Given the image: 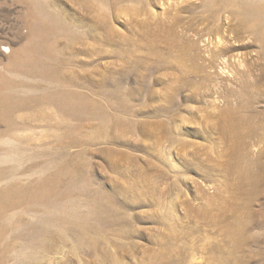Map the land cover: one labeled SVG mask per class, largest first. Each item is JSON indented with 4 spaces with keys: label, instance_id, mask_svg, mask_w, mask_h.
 I'll use <instances>...</instances> for the list:
<instances>
[{
    "label": "rangeland",
    "instance_id": "1",
    "mask_svg": "<svg viewBox=\"0 0 264 264\" xmlns=\"http://www.w3.org/2000/svg\"><path fill=\"white\" fill-rule=\"evenodd\" d=\"M32 1L58 14L69 25L68 37L49 40L56 53L34 55L29 45L38 38L30 27L43 14L23 0H0V82L15 83L0 94L54 92L55 81L10 66L26 56L36 70L63 61L60 72L70 78L63 86L84 92L93 110L71 121L84 140L68 150L76 171L67 206L79 213L101 209L109 220L103 230H88L98 236L95 249L75 254L66 245L57 252L52 238L42 264H264V196L253 200L243 232L230 225L239 221L226 206L242 196L237 187L248 165L235 157L227 132L230 109L239 102L231 90L240 91L243 72L250 81L261 76L264 88V40L249 21L240 22L238 0ZM218 44L229 52L212 58ZM262 95L253 102L258 110H264ZM42 107L54 111L51 104ZM260 123L264 133V114ZM49 127L36 118L31 128L18 130L21 142L0 133V171L11 170L0 188L35 179L38 173L26 167L34 161L66 159L41 155V143H57ZM10 145L20 153L2 157ZM5 222L0 216V225ZM10 240L0 241V264H23L20 245L2 248Z\"/></svg>",
    "mask_w": 264,
    "mask_h": 264
},
{
    "label": "bare ground",
    "instance_id": "2",
    "mask_svg": "<svg viewBox=\"0 0 264 264\" xmlns=\"http://www.w3.org/2000/svg\"><path fill=\"white\" fill-rule=\"evenodd\" d=\"M23 2H26L30 7H37L36 10H34L37 14H43V19L40 18L42 16L32 19L30 31L33 36L38 38V41L29 45L31 51L34 52V55L35 53H42L44 56L56 53L58 49H50L48 47V42L51 38L54 39V42L62 39L66 35L65 31L69 29V25L55 12L46 10L45 6L40 4L41 2L35 1V3L32 0H23ZM238 3L241 9L240 22L244 23L245 21H249L252 32L258 36V39L262 38L264 40V4L259 0H238ZM219 12L220 10L213 12L214 20H216ZM32 14L35 13L33 12ZM245 25L246 24L243 26ZM214 30L216 33H219L221 30L220 26L217 25ZM219 44L216 45L217 49L213 50L212 58L219 59L228 54L229 48L220 46ZM9 50H11V48L6 47V51ZM25 58L19 59V61L11 66L9 65L10 68L12 67L15 72L33 74L47 81L53 80L55 81L54 84L56 85V89L54 92H46L37 97L27 96V94L26 96H16V94L13 93V89L10 91L12 93L1 92L0 117L6 128L0 133L2 135H9L10 138H15V140H20L21 142L23 138L19 136L20 132L18 133V130L23 127L31 128V124L36 118L39 120L41 119V121L45 122L47 127L51 126L49 128L54 130L52 137L57 141L56 144H51L50 142L40 144L39 142L41 146H44H42V148L40 146L41 155L46 156L52 154L53 157L58 158L60 156L66 159L58 163L57 160L50 161V159L48 160L43 157L44 160L34 161L29 167L26 166L29 170L38 173L35 179L28 180L26 178L30 181L29 183L27 181V184L22 183L25 181L23 179L24 181L14 185L12 181L11 186L2 185L4 187L0 188V216H2L6 222L0 225V241L10 240L9 238L16 240H10L6 243L4 241L6 245L4 244L5 246H2V248L7 252L8 250L12 251L17 249L20 245L19 249L23 251L21 255L23 264H42L46 256L44 255V251L49 247L52 238L57 241V244L55 242L56 245H53V247L51 246V248L57 252L66 245L69 246L70 251L75 254L79 249H84L88 252L95 249L98 236L94 233L93 235H91L92 233L89 234L88 230H103L101 228H103L105 223L109 220L106 218L107 213L100 208V210L91 208L87 212L79 213L78 211L76 212L74 208H69L67 206L69 201L72 200L70 191L73 187L68 186V184L74 177V174L71 175V173L76 171V166L75 169H72L75 158L70 156L68 150L70 147L78 145L79 141L82 142L84 140L83 138L79 140V137L76 136L77 134L75 132L78 127L71 121H73L72 119H82L85 114L92 113L91 111L93 110H90L88 107V103L91 102V99L89 100L88 96L81 90L63 86V82H69L68 80L70 78L63 77L60 72V63L63 62L61 59L55 62V68H50L44 63L39 67V70H36L34 64L31 62L32 60ZM225 63L227 65L228 61L226 60ZM250 75L251 74L243 72V78L240 82V91L230 89L231 94L239 99V102L236 106L231 107V121H227L226 124L227 132L230 133L233 139L235 157L238 160L247 161L248 164L242 168L240 184L237 187L238 192L242 196H238V198L234 197L233 200L227 202L228 205H226L233 214L231 217L239 221V224L235 221L237 225L232 224V222L230 225L240 232H243L244 229L248 228L249 224H251V222L248 221V217L252 214L251 205L253 200H255L256 197L264 196V163L261 161V157L264 155V133L263 125L260 123V118L263 116L264 110H258L253 104L254 101L263 96L264 88L263 85L260 84V80H262L261 76L250 81ZM10 80H2L0 82V89H5L6 91L11 90L15 83ZM227 100L229 101V98ZM44 103L51 104L54 111L47 112L46 109L42 107ZM24 110L32 113H18ZM55 115H58L60 118H55ZM53 119H56V121H53ZM89 136L92 135L90 134ZM253 148H258V153L256 154L257 158L251 156L252 153H255ZM18 149L19 148H15L11 145L7 146L3 152L4 154H2L3 156H1L6 158L8 156L16 157L18 153H20ZM20 149L22 150V147H20ZM51 167L54 168V171L46 174V171ZM10 174L11 170L0 171V180L3 179V182L6 181V179H9L8 177L11 176ZM1 182L2 181H0V183ZM74 205L76 206V204ZM77 216L81 217L76 218ZM65 218L71 219L73 224H65L63 222ZM90 218H93L96 224H91ZM39 249L43 250V252H40Z\"/></svg>",
    "mask_w": 264,
    "mask_h": 264
}]
</instances>
